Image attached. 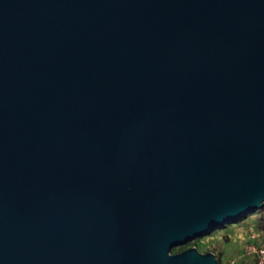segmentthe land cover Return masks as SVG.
<instances>
[{
    "label": "water",
    "instance_id": "obj_1",
    "mask_svg": "<svg viewBox=\"0 0 264 264\" xmlns=\"http://www.w3.org/2000/svg\"><path fill=\"white\" fill-rule=\"evenodd\" d=\"M264 207V0H0V264H219L171 249Z\"/></svg>",
    "mask_w": 264,
    "mask_h": 264
},
{
    "label": "rangeland",
    "instance_id": "obj_2",
    "mask_svg": "<svg viewBox=\"0 0 264 264\" xmlns=\"http://www.w3.org/2000/svg\"><path fill=\"white\" fill-rule=\"evenodd\" d=\"M252 227L247 224H229L227 228H219L218 231L212 235H206L198 238L197 241L187 242L183 246L174 247L171 249V253H177L183 249L195 247L201 253H204L205 249H214L220 251L222 254V261L234 260L235 263L244 258V248L246 245L255 244V246H264V243L257 241V238L253 241L250 240L249 230ZM253 231V229H252ZM256 234V231H253ZM257 237V234H256ZM250 258H253L249 256Z\"/></svg>",
    "mask_w": 264,
    "mask_h": 264
},
{
    "label": "trees",
    "instance_id": "obj_3",
    "mask_svg": "<svg viewBox=\"0 0 264 264\" xmlns=\"http://www.w3.org/2000/svg\"><path fill=\"white\" fill-rule=\"evenodd\" d=\"M229 224H247V226L252 227L253 231H256L257 234V241H261L264 243V207L261 209H257L254 211H251L249 213H246L244 215H241L238 217L235 221L229 223ZM227 224V225H229ZM226 226L220 227V228H227ZM219 229V228H218ZM218 230H214L210 232L208 235H212L216 233ZM198 239H195L192 243L197 241ZM204 252H212L215 254L216 259L218 260L219 264L226 263L222 261V253L219 251H216L214 249H205ZM244 258H241L240 261L236 264H255V259L250 258L249 256H243Z\"/></svg>",
    "mask_w": 264,
    "mask_h": 264
},
{
    "label": "built area",
    "instance_id": "obj_4",
    "mask_svg": "<svg viewBox=\"0 0 264 264\" xmlns=\"http://www.w3.org/2000/svg\"><path fill=\"white\" fill-rule=\"evenodd\" d=\"M250 240H255L256 234L252 231V228L249 230ZM242 256H251L255 259V264H264V246H255V244L246 245L244 248V253ZM234 260H227L224 264H234Z\"/></svg>",
    "mask_w": 264,
    "mask_h": 264
}]
</instances>
